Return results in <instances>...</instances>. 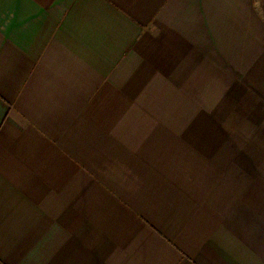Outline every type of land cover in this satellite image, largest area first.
Returning <instances> with one entry per match:
<instances>
[{
  "label": "crops",
  "instance_id": "obj_1",
  "mask_svg": "<svg viewBox=\"0 0 264 264\" xmlns=\"http://www.w3.org/2000/svg\"><path fill=\"white\" fill-rule=\"evenodd\" d=\"M0 264H264V0H0Z\"/></svg>",
  "mask_w": 264,
  "mask_h": 264
}]
</instances>
